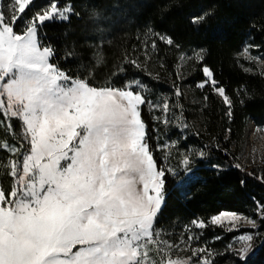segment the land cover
<instances>
[{
  "label": "snow or ice",
  "instance_id": "obj_1",
  "mask_svg": "<svg viewBox=\"0 0 264 264\" xmlns=\"http://www.w3.org/2000/svg\"><path fill=\"white\" fill-rule=\"evenodd\" d=\"M34 2L8 0L7 9L0 8V119L8 121L9 134H13V118L23 127L19 146L0 143V150L10 154L0 167L12 181L7 190L0 187V264H215L207 246H192L199 239L193 229L207 227L204 221L193 219L179 243L164 239L154 227L165 200L166 176L175 178L183 172L176 184L185 185L195 163L192 156L202 159L206 153H180L179 172L158 165L141 106L164 113L165 125L173 106L167 99L147 100L143 94L147 86L139 80L126 81L124 87H95L51 63L54 51L41 46L39 28L48 21L67 20L73 12L50 0L49 6L29 15ZM204 18H193V23ZM159 40L169 46L174 43L165 35ZM151 47L156 48V40ZM251 47H245L244 53H250ZM203 52L181 59L202 63ZM124 65L114 76L128 65L140 68L138 60L127 56ZM200 71L204 79L196 87L211 88L231 118L232 100L225 88L209 67ZM181 95L176 87L177 100ZM176 121L177 127L187 128L180 117ZM254 215L264 222V203H256ZM242 220L251 230L234 238L241 245L234 255L246 264L249 255L264 246L256 219L220 212L208 223L223 227L227 222L229 231L239 232ZM182 245L191 253L187 260L166 259ZM152 252L160 259L150 257Z\"/></svg>",
  "mask_w": 264,
  "mask_h": 264
},
{
  "label": "trees",
  "instance_id": "obj_2",
  "mask_svg": "<svg viewBox=\"0 0 264 264\" xmlns=\"http://www.w3.org/2000/svg\"><path fill=\"white\" fill-rule=\"evenodd\" d=\"M57 2L60 8L71 7L73 14L67 20L48 21L39 28L41 46L54 51L51 63L91 86L124 87L126 81L139 80L147 86L143 92L147 100L162 103L167 99L173 106L168 125L163 123L164 113L150 110L147 104L141 106L148 143L158 165L179 172L180 153L200 150L206 153L202 159L192 156L195 163L191 166L190 182L185 185L176 184L183 172L175 178L166 176L165 200L155 229L174 234L190 226L193 219L202 220L207 227L201 229L200 239L214 250L215 264H241L234 255L236 251L227 246L238 232L223 235L220 227L208 222L222 211L250 215L257 218L260 236L264 238V222L254 215L256 203H264V180L254 171L243 172L234 167L244 148L248 122L264 124V71L247 67L241 56L247 42L264 52V0ZM3 3L7 7L8 0ZM49 5L50 0H35L28 14ZM202 16L203 20L193 23V18ZM160 35L171 37L173 45L161 42ZM153 40L155 49L151 47ZM200 49H204L202 63L188 60L180 68L183 54ZM125 56L138 60L140 68L128 65L126 71L114 76L125 67ZM204 65L211 69L232 100L231 118L211 88L196 87L204 79L200 71ZM176 87L182 93L179 100L175 96ZM189 90L197 98V105L186 102ZM177 104L181 107H176ZM177 117L187 128L176 126ZM7 123L0 119V143L19 146L22 123L13 118V134L6 131ZM9 156L7 151L0 150V164L7 163ZM212 165H219L220 169ZM11 183L0 167V187L7 190ZM255 243L259 245L260 241ZM246 264H264V246L257 247Z\"/></svg>",
  "mask_w": 264,
  "mask_h": 264
},
{
  "label": "rangeland",
  "instance_id": "obj_3",
  "mask_svg": "<svg viewBox=\"0 0 264 264\" xmlns=\"http://www.w3.org/2000/svg\"><path fill=\"white\" fill-rule=\"evenodd\" d=\"M0 8H6L7 9L6 4L3 3V0H2V2H0ZM57 20H59V19H57ZM249 45H250V43L247 42L242 47V50H241L242 60L245 62L247 67L252 68V69H256V71H264V52L257 50V48H255V47H251L250 53L245 54L243 49ZM196 52L197 51H191V53L189 55L183 54L181 57H190V56H193ZM246 55H251L253 57H259L260 59L255 60V61H249V60L244 58ZM187 61H188L187 59H180V61H179L180 68L183 65H187L188 64ZM192 63H195V61H193ZM192 67L195 69L194 66H192ZM190 91L191 90L187 91V94L190 96H188V98H186L185 100H186V102L197 105L198 100H197V98H195V96L193 94H191ZM216 96L223 103L222 98L219 97L218 95H216ZM186 108L189 111H191L190 110L191 108L189 106H187ZM190 113H193V112H190ZM236 161H237L236 163L240 165V169L243 172H250V171L253 172L254 171V173H256V176L259 179L264 178V124L258 125L255 122H253L252 120H250L248 122L244 148H243V151L240 154H238ZM261 180H264V179H261ZM222 212H232V211H222ZM234 213H236V212H234ZM237 214H240V213H237ZM243 216L254 218L250 215H243ZM254 219H256V222H257V218H254ZM257 225H258V222H257ZM189 227H191V225L183 227L182 230H180L179 232L174 233V234L172 232H169V231H160V230H157V231L162 233V236L164 239H167L173 243H179V241L182 238V233H184L186 228H189ZM217 227H219V226H217ZM238 227L240 229L239 230L240 233L238 232V234L235 237H237L238 235H240L244 232L250 231V229H251V226L243 220L239 223ZM220 228L223 231V235H227L230 233L237 232V231H229L228 229L231 228V224H229L227 222H225L224 226L220 227ZM200 231H201V229H198V230L193 229L192 234L199 237V239L193 241L192 246L193 247H197L199 245L207 246V248L212 253V256L209 257V259H212V257L214 256V250L212 249V247L210 246L209 243L200 239V236H201ZM234 238L227 243V246L229 247V249L237 251L241 247V245L236 243ZM203 246H200V247H203ZM186 247H187L186 245H182L178 249H173L172 252L170 253V256L166 257V259L167 258H171V259L179 258L181 260H187V258L191 255V253L183 250ZM150 257H152L156 260L160 259V257L157 256L155 254V252L150 253Z\"/></svg>",
  "mask_w": 264,
  "mask_h": 264
}]
</instances>
